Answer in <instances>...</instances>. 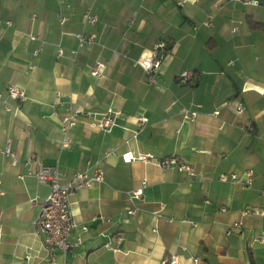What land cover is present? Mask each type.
Listing matches in <instances>:
<instances>
[{
	"label": "crops",
	"instance_id": "0c3cea01",
	"mask_svg": "<svg viewBox=\"0 0 264 264\" xmlns=\"http://www.w3.org/2000/svg\"><path fill=\"white\" fill-rule=\"evenodd\" d=\"M251 1L0 0V264L49 258L32 222L50 188L30 174L31 158L64 180L80 172L104 177L71 196L72 217L87 230L74 232L80 243L67 254L56 250L53 264H160L171 254L179 264H264L255 240L264 215H241L246 207L264 210V0ZM85 11L97 16L94 25ZM76 34L94 40L79 47ZM157 41L168 50L149 84L140 62ZM97 62L105 67L92 75ZM183 71L187 84L177 79ZM8 84L26 100L10 98ZM68 107L82 113L62 149ZM186 109L197 117L184 120ZM108 110L115 113L110 132L90 126ZM138 117L147 119L142 128ZM7 140L16 165L1 152ZM125 154L176 157L195 175L127 162ZM247 170L250 187L219 180ZM139 188L142 195L130 198ZM238 220L241 229L227 235Z\"/></svg>",
	"mask_w": 264,
	"mask_h": 264
},
{
	"label": "built area",
	"instance_id": "2783aa9c",
	"mask_svg": "<svg viewBox=\"0 0 264 264\" xmlns=\"http://www.w3.org/2000/svg\"><path fill=\"white\" fill-rule=\"evenodd\" d=\"M251 4H258L256 0H252ZM84 21L89 25H94L97 22V16L94 13L85 11L83 14ZM67 18L63 15L59 16L60 23H64ZM8 25H11V22H7ZM204 26L209 27L212 25L210 19H206L202 23ZM237 28L233 27V31H236ZM32 40H35L34 36L30 37ZM78 40V46L83 47L89 45L93 42V36H84L82 34H76ZM168 46L163 41H157L154 43L152 48L149 50L146 55L142 58L140 65L144 69L147 77V82L149 84H156L158 81V70L161 66V61L163 55L167 52ZM41 51V48L37 49L34 52L36 55ZM58 56L62 55V49L59 48ZM232 62H230L231 64ZM105 67V64L102 62H97L91 69L92 75H98L100 71ZM31 68V66H30ZM190 72L183 71L181 72L177 79L181 84H187L189 80ZM6 92L8 96L17 101L26 100L27 96L25 92L13 84H8L6 86ZM236 114L243 113V106L240 102L236 103L235 106ZM82 112L79 109L68 107L67 112L60 117V131L62 134V139L60 142V148H68L72 139L70 137L71 129L76 125L78 117ZM197 111L195 109H186L183 112V119L192 121L197 117ZM213 115L217 116L219 111H214ZM115 113L111 110H108L106 113L100 115H93L91 117L90 126L97 128L104 132H110L112 127L115 125ZM147 119L145 117H138V127L142 128L145 126ZM249 128H251L249 126ZM1 152L4 156L8 157L12 165H16L18 160L12 150L11 141L7 140L5 144L1 147ZM124 159L127 162L132 160H138L142 162H151L163 169H174L182 173H186L190 176L195 175V170L192 165L181 162L176 157H170L163 160L155 159L152 155L138 154L133 156L132 154H125ZM33 164V169L30 171V174L36 178V180L43 185H47L50 188L49 193L45 198H43L38 203V214L32 222L34 227V232L42 240V245L45 251L48 253L49 258L43 264H53L54 263V254L58 250L63 254H67L71 251L76 245L81 241V236L78 234L75 240L72 238L74 232L83 233L87 230L86 225H81L77 223L71 214L70 211V198L71 196L80 189H87L92 187L94 184L101 183L104 180L102 171H97L93 174H88L87 172L75 173L71 178L64 180L57 168L55 167H46L40 160L31 158L29 161L25 162V165ZM219 180L221 182H235L239 183L244 187H250L253 182V171L247 170L244 172L243 177L235 173L229 175H220ZM145 183V180L142 181ZM3 194V191L0 187V195ZM142 195V189H136L129 193L130 198L138 199ZM31 204H36L37 201L35 198L30 199ZM224 210V208L222 209ZM133 210L127 211L128 215L133 214ZM242 217H247L250 215H264V210L252 209L251 207H246L241 211ZM101 220H104V217H100ZM242 221L238 220L233 222L227 229L226 234L230 235L234 231L241 229ZM2 222L0 218V228ZM156 232V228L153 229ZM256 242L264 247V232L259 233L256 238ZM108 248L118 251V247H111L110 244L106 245ZM181 249H184L180 245ZM193 263H196L199 258L194 257ZM160 264H179V257L176 254H171L162 259Z\"/></svg>",
	"mask_w": 264,
	"mask_h": 264
},
{
	"label": "trees",
	"instance_id": "16d2710c",
	"mask_svg": "<svg viewBox=\"0 0 264 264\" xmlns=\"http://www.w3.org/2000/svg\"><path fill=\"white\" fill-rule=\"evenodd\" d=\"M250 23H251V22H250ZM251 24H252L253 27H262V26H260V25H258V24H256V23H254V22H252Z\"/></svg>",
	"mask_w": 264,
	"mask_h": 264
}]
</instances>
